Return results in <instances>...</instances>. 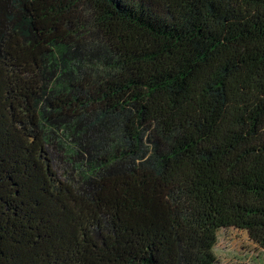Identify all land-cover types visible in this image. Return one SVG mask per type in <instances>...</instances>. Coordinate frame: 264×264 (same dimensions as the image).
Listing matches in <instances>:
<instances>
[{"label": "trees", "instance_id": "obj_1", "mask_svg": "<svg viewBox=\"0 0 264 264\" xmlns=\"http://www.w3.org/2000/svg\"><path fill=\"white\" fill-rule=\"evenodd\" d=\"M264 249V0H0V264H219Z\"/></svg>", "mask_w": 264, "mask_h": 264}, {"label": "rangeland", "instance_id": "obj_2", "mask_svg": "<svg viewBox=\"0 0 264 264\" xmlns=\"http://www.w3.org/2000/svg\"><path fill=\"white\" fill-rule=\"evenodd\" d=\"M214 252L219 264H264V249L255 245L244 230L233 227L218 231Z\"/></svg>", "mask_w": 264, "mask_h": 264}]
</instances>
